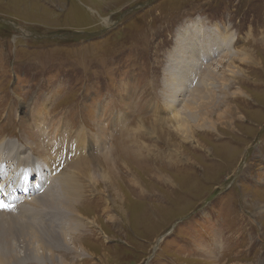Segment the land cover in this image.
Listing matches in <instances>:
<instances>
[{
    "label": "rangeland",
    "instance_id": "374dc122",
    "mask_svg": "<svg viewBox=\"0 0 264 264\" xmlns=\"http://www.w3.org/2000/svg\"><path fill=\"white\" fill-rule=\"evenodd\" d=\"M187 26H219V45L229 44H195L201 64L187 62L175 54ZM83 32L99 35L74 36ZM174 72L177 95L167 90ZM172 113L192 131L180 133ZM77 132L87 144L72 153ZM0 157L7 177L12 165L43 162L45 199L63 184L55 175L81 166L70 212L84 225L61 233L76 227L73 215H46L71 246L50 242L66 264H264V0H0ZM109 169L89 186L88 174ZM34 197L24 212L0 213L1 257L5 240L33 255L20 237L27 222L41 225ZM32 259L23 263L40 264Z\"/></svg>",
    "mask_w": 264,
    "mask_h": 264
},
{
    "label": "bare ground",
    "instance_id": "6f19581e",
    "mask_svg": "<svg viewBox=\"0 0 264 264\" xmlns=\"http://www.w3.org/2000/svg\"><path fill=\"white\" fill-rule=\"evenodd\" d=\"M197 26H198V24H197ZM196 28V27H195ZM203 26H199V28L198 29H195V32H193V30H192V28H190V27H188L187 26V28L185 29V33H183V34H179V36H180V45H181V49L179 50V51H176L175 49H174V52H175V54H177L178 56H180L179 54H181V58H184V60H186L187 62H193V63H197V64H201V63H199V62H197V59H196V56H197V53H198V49H197V51H196V54H195V50H196V45L195 44H197V46L198 45H200V42L201 43H203V44H206V46H209L210 48H211V52H213V51H216L217 52V50L218 49H220V50H224L225 49V47L224 46H227L229 43H226V45H225V43H223L222 45H219L220 44V42H221V37H222V35H218L219 34V32H220V27L219 26H217V27H214V28H212V29H209V33L207 32V29L206 30H204V31H206L207 32V34H209V36H208V41H206V40H204V37H203ZM219 37V39L220 40H216V37ZM227 37V36H226ZM223 38V37H222ZM225 40V39H224ZM224 42V41H223ZM227 42V41H226ZM188 43H189V45H188ZM216 45V47L218 48V49H214V46ZM178 46V45H177ZM176 46V47H177ZM202 49V48H201ZM210 51V50H209ZM228 51V49L227 50H225V52H224V54H223V56L225 55V53ZM174 52H172V53H174ZM229 52V51H228ZM237 52V51H236ZM202 53V52H201ZM199 54V53H198ZM219 54V53H218ZM221 54V53H220ZM229 54V53H228ZM228 54H226V55H228ZM171 55V54H170ZM201 55V54H200ZM172 56V55H171ZM178 56H176V57H178ZM222 56V57H223ZM220 57V56H219ZM180 59V58H179ZM183 60V59H182ZM181 60V61H182ZM221 60V59H220ZM176 61V60H175ZM182 63V62H181ZM215 65V64H214ZM172 66V65H171ZM206 66V65H205ZM177 67H179V66H177ZM183 68V67H182ZM194 67H191V69H193ZM178 69H180V68H178ZM190 69V70H191ZM183 71V70H182ZM173 72V71H172ZM184 72V71H183ZM169 75H170V77L166 80V81H171V83H172V87H168L167 88V90H168V94H171V95H177V94H179V92H181L182 91V89L184 88V85L182 86L181 85V83H179L180 81H182L183 80V75L181 74V73H178L177 75H178V77L179 78H182V79H180V80H178V81H176L175 80V77H176V72H174V73H169ZM192 75V74H191ZM198 78V77H197ZM206 79V78H205ZM186 84V83H185ZM197 87V86H196ZM199 88H200V85H199V87L197 88V89H195V90H193L192 92H194V93H198V90H199ZM204 88V87H203ZM187 89V88H186ZM185 89V90H186ZM200 91V90H199ZM200 93V92H199ZM181 95H182V93H181ZM195 95V94H194ZM171 97H173V96H171ZM190 97V96H189ZM187 100V99H186ZM188 102V101H187ZM186 102V103H187ZM192 104V103H191ZM50 105V104H49ZM175 105V103L174 102H171V103H168L167 102V108H168V110H169V112H172V111H174V106ZM186 106H188V103L186 104ZM186 108V107H185ZM198 109V108H197ZM178 110V109H177ZM109 112V111H108ZM155 112V111H154ZM176 112V111H175ZM181 112H182V110H181ZM39 113V112H38ZM158 113H160V112H158ZM183 113V112H182ZM39 114H41V113H39ZM155 114H157V113H155ZM173 114V113H172ZM158 115V114H157ZM121 116V115H120ZM156 116V115H155ZM171 115H169V116H166L167 118H169ZM157 117V116H156ZM161 118L160 120H159V118H155V121H157V120H159L158 122H156V125L153 127V128H161L160 126L162 125V123L160 122V121H166V119L167 118ZM36 118V117H35ZM114 118V117H113ZM184 118V116L182 115V116H177V115H175V114H173L172 115V117H170L169 119H168V121L169 122H172V121H174V122H176L177 124H178V126H177V130L180 132V133H184V132H186L187 130H189L191 127L189 126V124L183 119ZM36 119H38V118H36ZM120 120V119H119ZM38 121V120H37ZM109 121V120H108ZM113 122V121H112ZM138 122V121H137ZM181 122V123H180ZM97 123V125H98V122H96ZM106 123V122H105ZM115 123V122H114ZM140 123V122H139ZM109 124V123H108ZM175 124V123H174ZM152 125V124H151ZM143 126V125H142ZM172 126V125H171ZM107 127V126H106ZM117 127V126H116ZM144 127V126H143ZM165 127H166V125H165ZM190 127V128H189ZM151 128V127H150ZM164 128V127H163ZM146 129V128H145ZM162 129V128H161ZM137 130H139V129H137ZM142 130H144V129H142ZM167 130L169 131L170 129L169 128H167ZM199 130V129H198ZM139 131H141V130H139ZM161 131V130H160ZM159 131V132H160ZM189 131H192V130H189ZM98 134H99V136L96 138L97 140H99V139H102V134H103V130H100V129H98ZM106 132V131H105ZM144 132H145V130H144ZM143 132V133H144ZM155 132V131H154ZM158 132V131H157ZM166 132V131H165ZM78 133V132H77ZM141 133V132H140ZM83 134V133H82ZM81 134V132H79L78 133V135H76L77 136V138H75V139H72V141H74L75 142V144L77 145V146H75V149L74 150H72L71 149V147H73L72 145V143H71V140H70V142L68 143V145H69V147H70V149H71V151H72V153H78V151H82V143H83V141H84V146H86V144H87V142L83 139L84 138V135H82ZM108 134V133H107ZM147 134V133H146ZM155 134L157 135V133L155 132ZM148 135V134H147ZM160 135H161V133H160ZM164 135H166V134H164ZM185 136H187V135H185ZM92 137L93 138H95V135H92ZM148 137V136H147ZM152 138V137H151ZM158 138V137H157ZM157 138H155V139H157ZM70 139V138H69ZM86 139V138H85ZM144 140H146V138L144 139ZM153 140V139H152ZM89 143V142H88ZM98 143V142H97ZM90 145V144H89ZM89 145H88V148L90 149V147H89ZM151 145V144H150ZM31 147V146H30ZM87 148V149H88ZM143 149V148H142ZM143 151V150H142ZM170 151V150H169ZM150 152H153V151H150ZM155 152V151H154ZM153 152V153H154ZM157 153V152H156ZM167 153V152H166ZM165 154V153H164ZM174 154V155H173ZM77 155V154H76ZM176 155H178L179 156V154H176ZM175 155V153L174 152H170L169 153V155L167 156V157H165L166 158V160H167V164H170V163H176L177 161H180V158H178L177 156ZM67 157V156H66ZM180 157V156H179ZM8 158H5V160H7ZM71 168H73L74 170H72V172L71 173H62L61 171H60V174H59V177H56V175H55V177H53V178H55V180L53 179V181H54V183L57 181V179H60V177H62V182H63V184H62V186L60 187V189L58 190V191H53V196H51V198L50 199H47V197H46V199L44 198V196H36V197H34V199L32 200L34 203H31V202H29V204L31 205V209L32 210H36L37 211V213L39 214V216L41 217V225L40 226H32V224L31 225H29L30 224V222H27L26 224H24L23 226H25V227H27V226H29V227H27L28 229H26V228H24V227H21L23 230H25L26 231V233H25V235L24 236H21L20 238L22 239V240H24L25 242H27V243H25V246L24 247H20V252H23L24 253V255L27 253V252H30V253H32L33 255H29V256H27V255H25V256H23V257H20L19 256V253H17V250L16 249H14L13 247H11V246H9L8 244H7V241L5 240V242L1 245L3 248H1L2 249V251L5 253V256L4 257H1L0 256V264H24L23 262H25L27 259H30V258H34V259H32V260H30V261H37L38 263H42V264H44V263H46V262H49L50 264H66V263H64V261H63V259H60L59 257H52V248L54 249V246H51L52 245V243H50V242H52V241H54L55 239L57 240V242L55 243V244H57V243H59V244H65L66 245V249H69L71 246H69L68 244H66L65 243V241H67V240H65L66 239V237L64 238V236H62L61 234H59V233H55V230L53 229V228H51L52 229V231H50V229L48 230L47 229V221H46V215H49V219H60L61 220V211L62 210H65V211H67L66 213L67 214H65L64 213V217L65 218H67L68 217V215L70 214V215H73V218L75 219L74 221H75V224H76V227H74V226H63L62 227V229L61 230H59V231H61V233H64L65 231L64 230H66V231H75V230H78L80 227H82L83 225H82V223H81V219L79 218V217H77V215L74 213V212H70V210H72V208H74V206H75V204H76V202H77V198H76V196H78V194L80 195V194H82L83 193V190H84V187H83V185L78 181V177H79V175H80V173H79V171L78 170H82V168H81V166L80 167H77V168H75L74 167V165H72L71 166ZM110 171H112L111 169H109V173L108 172H102L101 173V175L96 179V180H94V178L93 177H91V175L90 174H88V176H87V180H88V184H90L89 186H91L95 181H100V182H103V183H106V177L107 176H110ZM25 173V172H24ZM63 174V175H62ZM28 176V175H27ZM53 176V175H52ZM18 178H20L21 180L23 179V177L22 176H19V174H18ZM26 178H28V177H26ZM85 179V178H84ZM162 179V178H161ZM130 180V179H129ZM30 181V180H29ZM28 181V182H29ZM26 182V181H25ZM130 182H131V184H133L134 185V183L136 184V185H134V186H136L137 188H138V186H137V184H138V182H136V180H134V179H132L131 178V180H130ZM49 186H51V185H49ZM12 187V186H11ZM33 186H31V188H32ZM13 188V187H12ZM90 188V187H89ZM88 188V189H89ZM111 189H113V188H111ZM12 190H14V189H12ZM11 189H9V192L10 191H12ZM50 190V189H49ZM32 194V189H31V192H30V195ZM61 194V195H60ZM79 197H81V196H79ZM48 201H50V202H52V203H55L54 205L53 204H51V206H50V204H49V202ZM79 201V200H78ZM117 201H119V203H120V205H121V202H122V200L120 199V200H116V202ZM25 204H27L26 202L24 203V204H22L19 208L22 210V212H24L25 210H24V205ZM36 204H38V206L36 205ZM115 205V204H114ZM40 206H43V207H46L45 209L46 210H44L42 213H41V211L40 210H37V208H39ZM107 206V205H106ZM74 210V209H73ZM107 210V209H106ZM74 213V214H73ZM28 215L29 216H31L30 215V212H28ZM4 216V215H3ZM10 216V215H9ZM6 217V216H5ZM3 218V217H2ZM7 219V218H6ZM22 219V218H21ZM22 220H24V219H22ZM28 220H31V218L29 217L28 218ZM8 221V220H7ZM23 222V221H22ZM2 223H4V225L6 224L5 222H2ZM12 223H14V224H12L11 226H16L17 225V221H15V222H12ZM24 223V222H23ZM50 223V222H49ZM89 223V222H88ZM37 224V223H36ZM38 225V224H37ZM42 225H44V226H42ZM46 225V226H45ZM81 225V226H80ZM67 227H69V228H67ZM77 227H79V228H77ZM87 226H85L84 228H86ZM35 228H37V230L35 229ZM42 228V229H41ZM32 229H35V231H32ZM11 230V229H10ZM10 230H8V231H10ZM22 230V231H23ZM7 235V234H6ZM9 236V235H8ZM7 237V236H6ZM13 238V237H12ZM31 238H33V240H35L34 242L37 244V245H35L33 242H32V240H31ZM73 242H77L78 243V241H77V238L75 237V236H72V239H71ZM12 243V242H11ZM72 243V242H71ZM73 244V243H72ZM75 244V243H74ZM80 249H82L83 250V253H85L84 252V249L82 248V245L80 244V247H79ZM40 251V256L41 257H38V256H36V253H37V251ZM61 251V250H60ZM208 252V251H207ZM206 252V253H207ZM76 253V252H75ZM21 254V253H20ZM77 254V253H76ZM45 255L47 256V255H49L50 257H45ZM20 258H24L23 260H25V261H22ZM27 261H29V260H27Z\"/></svg>",
    "mask_w": 264,
    "mask_h": 264
},
{
    "label": "snow or ice",
    "instance_id": "6c2138e0",
    "mask_svg": "<svg viewBox=\"0 0 264 264\" xmlns=\"http://www.w3.org/2000/svg\"><path fill=\"white\" fill-rule=\"evenodd\" d=\"M8 195H10L8 185L0 184V211H13L14 205L5 202Z\"/></svg>",
    "mask_w": 264,
    "mask_h": 264
},
{
    "label": "clouds",
    "instance_id": "9594fccd",
    "mask_svg": "<svg viewBox=\"0 0 264 264\" xmlns=\"http://www.w3.org/2000/svg\"><path fill=\"white\" fill-rule=\"evenodd\" d=\"M95 35L97 36V35H99V34H95ZM22 165H23V164H22ZM46 170H47V168L45 167V168H44V173L47 175V174H49V173H46V172H45ZM48 171H49V170H48ZM34 180H35V179H34ZM30 181H31V180H30ZM41 182H42V180H39V181H38V184H41ZM44 192H45V191L43 190V192H42L40 195H42ZM40 195H38V196H40ZM31 196H35V195L32 194ZM31 196H28V197H31ZM27 200H29V199L27 198ZM17 210H18V208L16 209V211H17ZM16 211H15V212H16Z\"/></svg>",
    "mask_w": 264,
    "mask_h": 264
},
{
    "label": "water",
    "instance_id": "95a60500",
    "mask_svg": "<svg viewBox=\"0 0 264 264\" xmlns=\"http://www.w3.org/2000/svg\"><path fill=\"white\" fill-rule=\"evenodd\" d=\"M70 34H74V33H70ZM86 35H93V36H96V35H94V34H91V33H78V34H76V35H74L75 37H79V36H86Z\"/></svg>",
    "mask_w": 264,
    "mask_h": 264
}]
</instances>
